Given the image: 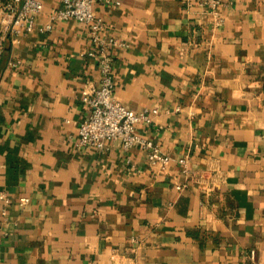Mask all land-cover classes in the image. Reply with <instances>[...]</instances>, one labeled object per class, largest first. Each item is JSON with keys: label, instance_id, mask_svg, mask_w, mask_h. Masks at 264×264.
Masks as SVG:
<instances>
[{"label": "crops", "instance_id": "0c3cea01", "mask_svg": "<svg viewBox=\"0 0 264 264\" xmlns=\"http://www.w3.org/2000/svg\"><path fill=\"white\" fill-rule=\"evenodd\" d=\"M60 6L0 58V264H264V0L95 3L125 45L114 97L157 110L136 131L166 171L140 147L77 146L101 75L85 27L50 20Z\"/></svg>", "mask_w": 264, "mask_h": 264}, {"label": "built area", "instance_id": "2783aa9c", "mask_svg": "<svg viewBox=\"0 0 264 264\" xmlns=\"http://www.w3.org/2000/svg\"><path fill=\"white\" fill-rule=\"evenodd\" d=\"M98 1L101 0H61L60 8L50 16L54 23L75 20L85 27L89 43L86 56L97 61L101 75L98 87H87L81 91V100L89 107V116L79 126L77 146L106 150L110 144L118 141L124 150L140 147L147 150L151 166L159 171H166L172 158L163 153L153 141L145 139L136 131L137 124L150 123L157 110L136 112L114 97V64L111 52L114 48L125 45L107 33L104 19L94 10ZM106 1L121 4V0ZM228 1L198 0L212 12H216ZM42 10L43 0H0V58L10 41L35 30L37 16ZM51 27L50 24L45 25L40 31H50ZM178 163L185 171L187 159L180 158ZM0 200L5 205L10 204L3 193H0ZM27 201V198L20 199L21 204Z\"/></svg>", "mask_w": 264, "mask_h": 264}]
</instances>
